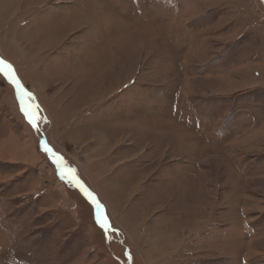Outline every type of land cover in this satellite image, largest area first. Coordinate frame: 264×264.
<instances>
[{"label":"rangeland","instance_id":"obj_1","mask_svg":"<svg viewBox=\"0 0 264 264\" xmlns=\"http://www.w3.org/2000/svg\"><path fill=\"white\" fill-rule=\"evenodd\" d=\"M0 264H264V0H0Z\"/></svg>","mask_w":264,"mask_h":264},{"label":"snow or ice","instance_id":"obj_2","mask_svg":"<svg viewBox=\"0 0 264 264\" xmlns=\"http://www.w3.org/2000/svg\"><path fill=\"white\" fill-rule=\"evenodd\" d=\"M6 67H9V70H10V66L6 65ZM13 79H14V78H13ZM14 82L16 83V86H17V87L20 86L18 81H15V80H14ZM23 110L25 111V114L28 116L29 123L35 128V127H36V121H35V119L33 118V116H32L30 113H28L27 109H23ZM37 130H38V129H37ZM45 151H46V152H51V149L48 148L46 144H45ZM52 155L55 156L56 154H55V153H52ZM56 159H57V162H59L60 158H59V157H56ZM73 171H74V170H73ZM73 179H74V178H73ZM76 183H77V184L79 185V187L83 190L84 194H85L87 197L92 198V199L94 200V198H93V196H92V193L89 192L88 189L85 188L83 184H81L78 180L76 181ZM94 202H95V201H94ZM96 207L99 208V207H100V204H99V203H96ZM107 226H108V224H107V221L105 220V221L102 223L101 227H103V228H107Z\"/></svg>","mask_w":264,"mask_h":264},{"label":"bare ground","instance_id":"obj_3","mask_svg":"<svg viewBox=\"0 0 264 264\" xmlns=\"http://www.w3.org/2000/svg\"><path fill=\"white\" fill-rule=\"evenodd\" d=\"M92 125V124H91Z\"/></svg>","mask_w":264,"mask_h":264}]
</instances>
